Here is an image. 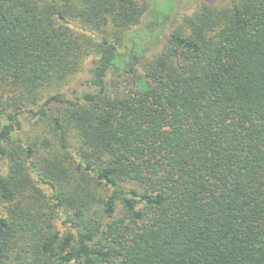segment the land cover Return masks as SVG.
Here are the masks:
<instances>
[{"label": "trees", "instance_id": "obj_1", "mask_svg": "<svg viewBox=\"0 0 264 264\" xmlns=\"http://www.w3.org/2000/svg\"><path fill=\"white\" fill-rule=\"evenodd\" d=\"M0 264H264V0H0Z\"/></svg>", "mask_w": 264, "mask_h": 264}, {"label": "rangeland", "instance_id": "obj_2", "mask_svg": "<svg viewBox=\"0 0 264 264\" xmlns=\"http://www.w3.org/2000/svg\"><path fill=\"white\" fill-rule=\"evenodd\" d=\"M176 1H177V4H178V14H180L182 12H185V10H187L188 12H190L194 8V6H195V2H197L198 0H176ZM210 1L217 2L218 0H216V1L215 0H210ZM158 2L161 3L162 0H158ZM171 24H173L172 20H171L170 25ZM73 28L76 29L77 31L80 30V29H77L75 27H73ZM80 31L84 32L85 34H88V32H86L84 30H80ZM92 64H93V58L90 56L85 61V66H84L85 69L82 70L83 72L81 71V74L78 76V81L84 79V77L86 76V71L92 66ZM74 79H75V77H74ZM74 79L72 81H74ZM75 83L72 82L69 85V87H70L69 89H71L72 87H74L75 86ZM23 126L28 131H33L34 129H37V131L39 130V127L38 126L36 128L35 126H32V125L27 124V123H24ZM37 185L40 186L47 195L50 193L49 190L45 186H43L42 184H40L39 182L37 183ZM57 223L59 224V221H57Z\"/></svg>", "mask_w": 264, "mask_h": 264}]
</instances>
